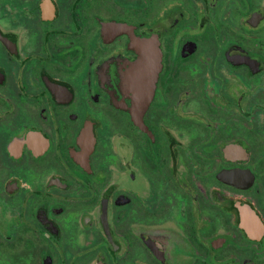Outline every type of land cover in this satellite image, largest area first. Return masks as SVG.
<instances>
[{
  "label": "flooded vegetation",
  "instance_id": "flooded-vegetation-1",
  "mask_svg": "<svg viewBox=\"0 0 264 264\" xmlns=\"http://www.w3.org/2000/svg\"><path fill=\"white\" fill-rule=\"evenodd\" d=\"M0 264H264V0H0Z\"/></svg>",
  "mask_w": 264,
  "mask_h": 264
}]
</instances>
